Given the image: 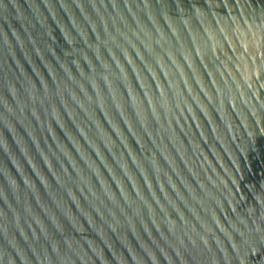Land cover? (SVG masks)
<instances>
[{"label":"water","instance_id":"1","mask_svg":"<svg viewBox=\"0 0 264 264\" xmlns=\"http://www.w3.org/2000/svg\"><path fill=\"white\" fill-rule=\"evenodd\" d=\"M0 264H264V0H0Z\"/></svg>","mask_w":264,"mask_h":264}]
</instances>
